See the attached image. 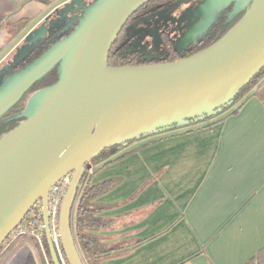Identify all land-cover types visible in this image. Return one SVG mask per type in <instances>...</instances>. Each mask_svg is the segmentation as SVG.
Listing matches in <instances>:
<instances>
[{
  "label": "water",
  "instance_id": "1",
  "mask_svg": "<svg viewBox=\"0 0 264 264\" xmlns=\"http://www.w3.org/2000/svg\"><path fill=\"white\" fill-rule=\"evenodd\" d=\"M71 0L57 11L71 32L38 58L0 82V118L31 87L55 70L53 85L32 93L19 124L0 137V246L31 208L42 205L45 242L52 264H62L50 236L48 193L70 175L58 211V238L67 264H84L72 229L78 185L90 162L109 147L124 148L199 124L232 105L237 93L264 69V0H203L200 20L185 35L200 37L218 13L232 6L242 17L219 40L172 62L108 65L123 27L151 0ZM80 10L76 24L62 20ZM52 24L50 23L49 26ZM52 30L39 24L26 36L35 44Z\"/></svg>",
  "mask_w": 264,
  "mask_h": 264
},
{
  "label": "crops",
  "instance_id": "2",
  "mask_svg": "<svg viewBox=\"0 0 264 264\" xmlns=\"http://www.w3.org/2000/svg\"><path fill=\"white\" fill-rule=\"evenodd\" d=\"M70 1L0 0V82L25 36ZM229 113L90 165L89 185H110L92 201L103 222L88 233L115 250L99 264H246L264 249V79Z\"/></svg>",
  "mask_w": 264,
  "mask_h": 264
},
{
  "label": "trees",
  "instance_id": "3",
  "mask_svg": "<svg viewBox=\"0 0 264 264\" xmlns=\"http://www.w3.org/2000/svg\"><path fill=\"white\" fill-rule=\"evenodd\" d=\"M154 1L157 0H151L149 3H152ZM243 13L244 11H241L240 13H238L237 15H235L234 17H232L230 20L227 21L224 18H221L216 24H214L207 31L206 35L203 37L201 41L200 46L197 47L192 53L188 54L187 56L198 53L201 50L210 46L211 44L215 43L217 40H219L242 17ZM75 24L76 23H74L73 26ZM71 30L72 28L62 32V30L59 29L58 32L55 33V35L53 36L50 35L46 39H40L35 44H32L31 49L25 54L23 59L19 61L16 67L11 72H9V74L18 71L23 67H25L26 65L30 64L31 62H33L49 46H51L53 43L60 40L61 38L67 36L71 32ZM123 39H124V35H122V31H121L109 52L108 65L111 67L126 66V65H130V66L141 65L140 63L134 60L133 56L127 55L123 52L124 50L120 47ZM262 77H264V69H262L261 72L251 80V82H249L244 88H242L237 93L231 106L223 109V111L219 115L207 120L216 119L220 115L225 114L226 112L229 111H230L229 114L236 113L242 106L243 102L245 101L248 91L252 87H254L255 84L259 81V79H261ZM56 81H57L56 72L55 70H52L41 80L36 82L31 87V89L22 97V99L0 118V137L8 133L12 129H14L19 124V122L22 121V119H18V115L22 113L28 97L35 91L53 85L54 83H56ZM145 137L146 136H139L133 139L132 141H130L127 145H131L136 141H138L139 139ZM118 150H120L118 147H109L108 149L103 151L98 157L93 159L90 162V165L95 166L101 162L108 160ZM109 187L110 185L105 183L96 186H90L88 183L84 188L82 194L80 195L77 202V206L75 208L73 233H74L75 242L78 245V249L82 255L85 264H99L101 260L109 258L115 251L112 248H107L106 246L99 244L98 240L94 236H91L88 233L89 231H93L98 229L99 227H102L101 224L103 221H101L99 218L95 216L97 209L96 206L92 204V201L100 194L104 193ZM20 239H22V237L15 238V240L8 247L7 252L4 254V256L8 253L10 249H12L20 241ZM57 239H58L57 241L58 249L61 251L64 257L59 242V238ZM8 240L9 238L7 239V241ZM30 240L33 242L35 241L33 238H31ZM42 244L46 252V256L50 264H52L44 236L42 238ZM41 262L42 264H44L43 259H41ZM246 264H264V249H262L259 253H257L256 256L250 259Z\"/></svg>",
  "mask_w": 264,
  "mask_h": 264
},
{
  "label": "flooded vegetation",
  "instance_id": "4",
  "mask_svg": "<svg viewBox=\"0 0 264 264\" xmlns=\"http://www.w3.org/2000/svg\"><path fill=\"white\" fill-rule=\"evenodd\" d=\"M91 1L87 0L84 5L90 4ZM202 2L203 0H157L145 5L132 15L123 27L124 39L120 47L125 54L133 56L141 65L166 63L184 58L200 46L207 31L221 18L227 21L235 16H229L232 6L223 9L203 35L188 42L185 35L200 20V15L194 16V12ZM79 14L80 10L74 14L72 21L69 20L72 16L70 14L62 21L66 22V25L71 22L74 24ZM59 22L57 14L44 22L47 30H52V33L49 35L47 33L42 39L55 35L59 29L63 32L64 25H57ZM14 240L13 237H9V240L0 246V264H35L27 252H20L11 260L4 261V254ZM22 253L25 256H22ZM38 261L42 264L40 258Z\"/></svg>",
  "mask_w": 264,
  "mask_h": 264
},
{
  "label": "built area",
  "instance_id": "5",
  "mask_svg": "<svg viewBox=\"0 0 264 264\" xmlns=\"http://www.w3.org/2000/svg\"><path fill=\"white\" fill-rule=\"evenodd\" d=\"M92 174L91 166L89 165L83 177L78 185L74 205L72 212V229L74 226V214L75 208L77 206L78 199L82 194L84 188L89 183V178ZM70 182V175H66L60 181H58L53 187L50 188L48 193V203H47V211H48V223L51 239L56 247V240L58 238V211L62 201V198L66 192L68 184ZM17 233L18 236L28 235L33 238L36 242H38L39 246L43 248L42 238L44 236V227L42 222V205L41 202L38 201L29 211V213L25 216L24 220L14 232L11 234ZM10 237H13L11 236ZM14 239L17 237H13Z\"/></svg>",
  "mask_w": 264,
  "mask_h": 264
},
{
  "label": "rangeland",
  "instance_id": "6",
  "mask_svg": "<svg viewBox=\"0 0 264 264\" xmlns=\"http://www.w3.org/2000/svg\"><path fill=\"white\" fill-rule=\"evenodd\" d=\"M31 45L32 44L26 43L24 41V43L19 47V49L11 57H9L7 63L10 65L11 69H13L17 65V63H19V61L22 60V58L25 56V54L31 49ZM4 68H8V65H5ZM263 79H264V77H262L261 79H259V81L255 85H257ZM223 115L224 114L220 115L219 117L221 118ZM213 120L214 119H212V120H206L205 122H209V121H213ZM11 236H13V237L15 236L17 238L18 237H22V239H20V241L12 249H10L8 251V253L4 256V261L5 262H7L6 260H11L12 257H14V256H17L20 252H27L29 254L28 257L30 258V260L31 261L33 260L35 264H40V262L38 261L39 258L40 259H43V263L44 264H46V262H47V264H50V262H49V260H48V258L46 256V252H45L44 248L40 247L39 244H38V242L34 241V242H36V243H34L33 241H31L30 240L31 239L30 236H28V235L18 236L17 233H14ZM57 241H58V239L56 240V247H55V249H56L58 258H59V260H60V262L62 264H67V262L65 261V259H64L63 255H62L61 251L58 249ZM76 245H77V243H76ZM77 248H78V245H77ZM78 251H79V249H78ZM79 253H80V251H79ZM21 255L22 256H25L24 253H22ZM80 256L82 258L81 253H80ZM82 260H83V258H82Z\"/></svg>",
  "mask_w": 264,
  "mask_h": 264
}]
</instances>
